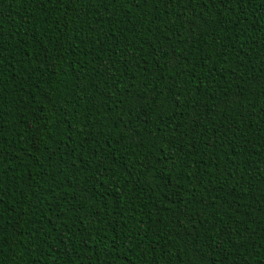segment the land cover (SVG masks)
Masks as SVG:
<instances>
[{"label": "trees", "instance_id": "trees-1", "mask_svg": "<svg viewBox=\"0 0 264 264\" xmlns=\"http://www.w3.org/2000/svg\"><path fill=\"white\" fill-rule=\"evenodd\" d=\"M0 264H264V0H0Z\"/></svg>", "mask_w": 264, "mask_h": 264}, {"label": "snow or ice", "instance_id": "snow-or-ice-1", "mask_svg": "<svg viewBox=\"0 0 264 264\" xmlns=\"http://www.w3.org/2000/svg\"><path fill=\"white\" fill-rule=\"evenodd\" d=\"M49 2H52V0H49ZM145 3H147V0H144ZM213 2V0H205V3H211ZM221 3H223V0H220ZM40 3L42 5L43 0H40ZM0 218H2V215H0ZM0 243H2V241H0ZM0 254H2V249H0Z\"/></svg>", "mask_w": 264, "mask_h": 264}]
</instances>
